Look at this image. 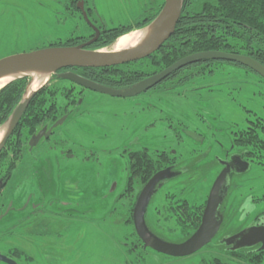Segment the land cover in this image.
Wrapping results in <instances>:
<instances>
[{
    "label": "rangeland",
    "instance_id": "1",
    "mask_svg": "<svg viewBox=\"0 0 264 264\" xmlns=\"http://www.w3.org/2000/svg\"><path fill=\"white\" fill-rule=\"evenodd\" d=\"M91 1L96 10L90 18L102 32L90 47L112 51L120 36L104 34L106 28L135 24L159 14L165 0ZM67 3L72 14L65 9L66 0H0V59L44 48L58 38L64 45H75L94 37V30L79 10L80 1ZM210 67H215L212 76L205 72L202 77L187 79L182 87L167 91L158 87L134 97H113L85 89L74 112L54 128V144L45 143V148L41 144L34 157L26 155L23 168L20 165L25 171L3 188L0 251L24 255L23 249L37 264H202L215 257L235 262L222 239L255 221L264 224L263 164L252 162L248 170L233 175L220 233L190 256L171 257L144 249L128 201L118 199L126 186L130 151H175L173 162L181 161L185 171L159 184L146 220L155 233L170 242H182L196 231L195 216H187L179 207L185 202L196 208L206 205L219 172L218 160L226 158L230 148V132L236 129L235 124L245 123L244 108L264 117V81L257 74L227 62ZM73 87L79 89L76 84ZM43 126L46 124L38 130ZM183 128L202 134L204 141L194 142ZM17 136L14 133L0 156L2 170L7 159L16 158L13 149ZM205 150L207 154L200 158L199 153ZM17 157L20 163L23 155ZM37 185L43 191L48 188L47 194L54 201L51 212L69 209L70 204L57 203L68 201L76 206L75 218L69 221L61 215H36L25 224L21 220L29 215L28 210L5 214L9 197L15 194L20 199L16 206H20L28 192L39 195ZM21 208H26V203ZM125 215H129L127 219ZM13 219L20 221L11 230ZM136 244L135 253L130 247Z\"/></svg>",
    "mask_w": 264,
    "mask_h": 264
},
{
    "label": "trees",
    "instance_id": "2",
    "mask_svg": "<svg viewBox=\"0 0 264 264\" xmlns=\"http://www.w3.org/2000/svg\"><path fill=\"white\" fill-rule=\"evenodd\" d=\"M71 2L76 4L79 0H71ZM85 4L90 18V13L95 12L96 9L91 0H85ZM157 15L158 13L135 24L106 28L104 34H113L115 38L125 36L124 34L132 30L147 26ZM50 45L62 46L64 44L56 42ZM210 50L248 55L264 65V0H183L182 15L174 34L151 56L130 64V66L125 64L106 68H70L68 70L105 86L126 89L148 76L161 72L188 55ZM225 62L252 71L264 81L261 75L240 63L207 60L184 66L159 83L156 88L164 86L165 91L176 89L182 87L187 79L195 78V76L202 77L205 72L212 76L215 67L210 66ZM29 82L30 77L24 76L9 82L0 89V126L9 119L23 100ZM74 85L73 82L53 75L31 99L17 127L1 149L0 156L5 152L14 133L17 132L18 136L13 152L16 153L18 159V154L23 155L24 152H28V141L37 132L39 126L52 124L61 117L73 113L74 105L78 104L77 98L83 91L75 89ZM244 109L247 114L245 123L235 124L236 129L230 132V137L237 146L249 150L256 162L264 165V117L250 109ZM16 158L10 161L7 159L5 168L3 170L0 168V178L3 177L4 181L13 172ZM175 158L176 156L171 151L166 150L151 153L148 148H143L129 152L125 192L120 194L118 199L128 201L127 206L132 217L133 206L141 188L156 172L167 167ZM1 193L2 190H0V196ZM261 199L264 201V196ZM190 207V204L185 202L184 206L179 208L185 209L187 216H195L192 221L198 228L203 208L191 207V209ZM131 214L130 216L125 215L126 219L129 216V221H131ZM222 244L226 245L223 242ZM128 246L131 245L128 243ZM226 249L228 255L236 258L235 262L215 257L202 264H261L264 261V250L262 249L243 248L232 251L227 246ZM130 250L134 252L131 247Z\"/></svg>",
    "mask_w": 264,
    "mask_h": 264
},
{
    "label": "water",
    "instance_id": "3",
    "mask_svg": "<svg viewBox=\"0 0 264 264\" xmlns=\"http://www.w3.org/2000/svg\"><path fill=\"white\" fill-rule=\"evenodd\" d=\"M79 7L83 10L86 22L95 32V36L91 40L75 46H49L39 48L30 52L12 54L0 59V77L11 73L28 71H44L49 73V78L46 83L27 96L29 82L23 100L15 108L9 119L3 124L10 125V128L0 151L4 147L9 136L17 127L33 96L49 82L53 75L73 82L82 88L122 98L134 97L145 93L184 66L207 60L237 62L249 67L264 78V65L256 59L248 55L210 50L188 55L176 61L161 72L149 76L126 89H115L102 85L68 69L106 68L142 60L151 56L174 34L182 15L183 0L164 1L163 7L157 17L148 24L153 26V31L150 37L142 45L123 50L115 49L112 51L92 50L87 48V46H90L97 40L100 35V30L90 21L84 10L83 1H80ZM24 76H28V74L19 75L11 81ZM66 119L67 115L57 120L49 129L45 126L38 134L33 135L29 141L30 149L32 150L33 147L37 146L43 137L48 138L52 133V130L63 124ZM186 134L197 141L202 140V138L194 131L187 130ZM175 153L176 152L173 151V154ZM246 170L247 169H245V171ZM178 175H180V173L173 171L170 167L156 172L142 188L133 210L135 231L139 239L143 242L144 247L151 248L158 253L171 257L190 256L212 242L222 227L224 214L221 212V206L231 185V173L227 166L219 173L211 187L199 227L186 240L177 243L170 242L151 230L146 221V212L153 196L157 192V186L161 182ZM8 211L9 209L5 214H7ZM3 216L4 215L0 216V221ZM223 242L227 246H230L232 251L250 248L259 244L261 245L260 249L264 250V226H248L247 228L224 238ZM0 260L8 264H17L14 260L1 253Z\"/></svg>",
    "mask_w": 264,
    "mask_h": 264
},
{
    "label": "flooded vegetation",
    "instance_id": "4",
    "mask_svg": "<svg viewBox=\"0 0 264 264\" xmlns=\"http://www.w3.org/2000/svg\"><path fill=\"white\" fill-rule=\"evenodd\" d=\"M79 1H83L84 2V10H85V12H87V9H86V4H85V0H79ZM67 2H70L71 3V0H66V4H65V9L66 10H68L69 11V13H71V9H69L68 7H69V4L67 3ZM80 11L83 13V10H81V8H80ZM72 14V13H71ZM84 16V15H83ZM85 19V18H84ZM86 21V20H85ZM96 27H97V24H95L93 21H91ZM91 27V26H90ZM92 28V27H91ZM99 30H100V35H99V37L97 38V40L95 41V42H97L98 40H99V38H100V36H101V29L99 28V27H97ZM93 37H91L89 40H91ZM62 41V39L61 38H58V39H56V40H53V41H51L49 44H51V43H56V42H61ZM79 44H81V43H79ZM79 44H75V45H79ZM75 45H62V46H75ZM92 45V44H91ZM90 45V46H91ZM49 46H53V45H48V46H45V47H49ZM90 46H87V48L88 49H92ZM138 61H140V60H138ZM138 61H134V62H129V63H126V64H128L129 66H130V64H135L136 62H138ZM122 65H125V64H122ZM117 66H119V65H117ZM244 66V65H243ZM245 67H247V66H245ZM249 68V67H248ZM61 71H63V70H61ZM65 71V70H64ZM247 71V70H246ZM247 73L249 74L250 73V71H247ZM252 75V74H251ZM152 76V75H151ZM149 77V76H148ZM147 78V77H146ZM263 81V80H262ZM161 83V82H160ZM78 86V85H77ZM157 87V85L155 86V87H153L152 89H150V90H148L147 92H145V93H148V92H151L153 89L155 90V88ZM77 90H83L82 91V94H81V96L79 97V98H77V103H79V102H81V97L83 96V92H84V90H85V88H82V87H80L79 86V89H77ZM75 106V105H74ZM68 116V115H67ZM59 120V119H58ZM55 123V122H54ZM53 123V124H54ZM47 126V128L49 129L51 126H49V125H46ZM45 126H43L41 129H43ZM41 129H39L34 135H36V134H38L39 133V131L41 130ZM187 131V128H183V132H184V134L186 135V136H188L185 132ZM54 133H55V131H54V129L52 130V133L50 134V136L48 137V138H42L41 140H40V142L38 143V145L37 146H35V147H33L32 148V150L30 149V146H29V141H30V139H29V141H28V152H24L23 153V157L21 158V161H20V163H18L17 161H16V166H15V168L13 169V172L11 173V175L8 177V179L6 180V181H4L3 180V178H0V190H3V188L5 187V186H8V184L9 183H12V181H13V179H14V176L16 175V174H18L19 173V175H21L22 173L21 172H24L25 170H22L21 169V167L23 168V164H21L22 163V161H23V159L25 158V156L27 155V156H31V157H34V156H32V155H34V150L35 149H37L41 144V146H42V148H45L46 147V145H45V143H50V145H53L54 144V142H53V135H54ZM201 138H202V140H199V141H197V140H195V139H193L192 137H190V136H188L189 138H191V139H193L194 140V142H198L199 144L200 143H202L203 141H204V138H203V135L202 134H198ZM33 136V135H32ZM31 136V137H32ZM229 141H230V148L226 151V153H227V156H226V158H224V159H221V158H219V160H218V166H219V172H218V175H219V173L224 169V168H226L227 166L229 167V169H230V173H231V185H230V188H229V191H228V194H227V196L225 197V200H224V202H223V204H222V206H221V212L224 214V219H225V211H224V209H223V205H224V203H225V201H226V199H227V197L229 196V192H230V190H231V186H232V178H233V175L235 174V173H238V171H245V169H249L250 167H251V164H252V162H256L255 160H254V158L251 156V154L249 153V150H247V149H245V148H242V147H239V146H237L234 142H233V138L232 137H229ZM217 142V141H216ZM218 142H220L221 143V141H218ZM224 145H221V147H223ZM49 147H53V146H49ZM49 147L47 146V149H49ZM207 150H205V151H202V153H199V156H200V158L202 157V155H206L207 154ZM172 154H173V152H171ZM14 154V153H13ZM14 155H16V153L14 154ZM173 155H176V153L175 154H173ZM256 163H258V162H256ZM20 165H21V167H20ZM168 167H170V168H172L173 169V171H177V172H179L180 174L182 173V172H184L185 171V169H184V166L182 167V164H181V161H178V162H171V163H169V165H167V167H164V168H168ZM28 175V174H27ZM217 175V176H218ZM22 176H24V175H22ZM31 178V177H30ZM18 181H19V179H18ZM14 188H17V187H15V185L13 184L12 185ZM159 186V185H158ZM158 186H157V192H158ZM143 188V187H142ZM142 188H141V190H142ZM37 190H38V192H39V195L38 196H36L35 194L36 193H34V192H28V194H27V196H26V198L24 199V201H23V203L20 205V206H16V204L17 203H19L20 202V199L18 198V197H16L15 196V194L14 195H12V198L10 199V197L8 198V207H7V209L9 208V211H8V213H7V216L8 215H10L11 213H13L14 211H16V212H20V211H23V210H25V211H29V215H27V216H25V218L24 219H22L21 220V223H25V224H28V223H30L31 222V219L32 218H34L36 215H39V216H42V215H44L46 218L47 217H49V218H51V215H56V218H57V215H61V216H63L64 217V219H66V220H69V221H72V219L73 218H75V215H76V212H77V209H76V206H74L73 205V203L72 202H68V201H65V203L63 202H61V201H58L57 203H60L61 205H71V207L69 208V209H66L64 212H51V210H49L50 209V206H51V204H53L54 203V201H53V199H51L50 197H49V194H47V190H48V188H46L45 189V191H43V190H41V188L37 185ZM125 190V189H124ZM26 192L28 191V189L27 190H25ZM37 192V193H38ZM123 192H125V191H123ZM141 192V191H140ZM157 192L155 193V195L157 194ZM124 194V193H123ZM140 194V193H139ZM154 195V196H155ZM153 196V197H154ZM28 202V203H27ZM56 202V201H55ZM207 202V201H206ZM25 203H27L26 204V208H24V209H22L21 207L25 204ZM39 206V207H38ZM41 206V207H40ZM5 207V204H1L0 203V211H1V209H3ZM204 208H205V205H204V207H203V209H202V215H203V211H204ZM6 209V210H7ZM5 210V211H6ZM4 213V212H3ZM2 213V214H3ZM147 213V212H146ZM63 214V215H62ZM202 215H201V219H202ZM16 218V217H15ZM14 218V219H15ZM53 218V217H52ZM14 219L11 221V223H12V229L11 230H13L16 226H17V224L19 223V221L17 220V221H14ZM147 221V220H146ZM224 222V221H223ZM257 221H255L254 223H252L250 226H253V225H258V226H264V224H258V223H256ZM148 224V223H147ZM149 226V225H148ZM151 228V227H150ZM222 228V227H221ZM151 230L153 231V232H155L152 228H151ZM221 230V229H220ZM219 233H220V231H219ZM218 233V234H219ZM157 234V233H156ZM217 234V235H218ZM158 235V234H157ZM233 235V234H232ZM40 236V235H39ZM44 236V235H43ZM229 236H231V235H228L227 237H229ZM161 237V236H160ZM227 237H225V238H227ZM42 238V236H40L39 237V239H41ZM224 239V238H223ZM223 239H222V242H223ZM142 242V241H141ZM143 243V242H142ZM224 243V242H223ZM225 244V243H224ZM128 245V244H127ZM225 246H227V245H225ZM260 244L259 245H256V246H253V247H250V248H257V249H260ZM138 244H136L135 245V247H133L132 249H133V251L136 253L137 252V250H138ZM143 248L144 249H148V248H145L144 247V244H143ZM227 248H229L230 250H231V248H230V246H227ZM0 253L1 254H3V255H5V256H7V257H9V258H11L12 260H14L17 264H32L33 262H35L36 263V261H35V259H34V257L32 256V255H30V254H28V252H26L25 250H23L22 249V253L24 254V255H21V254H15V251H13V250H10V251H0ZM75 250H72V256L74 257L75 256ZM0 262L2 263V264H8V263H6V262H4V261H1L0 260ZM37 264V263H36ZM72 264H77V261H73L72 262Z\"/></svg>",
    "mask_w": 264,
    "mask_h": 264
},
{
    "label": "bare ground",
    "instance_id": "5",
    "mask_svg": "<svg viewBox=\"0 0 264 264\" xmlns=\"http://www.w3.org/2000/svg\"><path fill=\"white\" fill-rule=\"evenodd\" d=\"M152 31L153 26L147 25L143 28L132 30L124 34L125 36H120L116 43V50H123L142 45L150 37ZM23 74H28L31 76V81L27 89V96L44 85L49 78V73L44 71L11 73L0 77V89L3 88L12 79ZM9 128L10 125H3L0 127V148L4 142V139L6 138L7 133L9 132Z\"/></svg>",
    "mask_w": 264,
    "mask_h": 264
}]
</instances>
